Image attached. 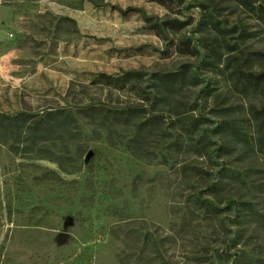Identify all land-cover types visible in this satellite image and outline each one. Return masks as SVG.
<instances>
[{
	"label": "rangeland",
	"instance_id": "374dc122",
	"mask_svg": "<svg viewBox=\"0 0 264 264\" xmlns=\"http://www.w3.org/2000/svg\"><path fill=\"white\" fill-rule=\"evenodd\" d=\"M246 74L264 0H0V264H264Z\"/></svg>",
	"mask_w": 264,
	"mask_h": 264
},
{
	"label": "trees",
	"instance_id": "16d2710c",
	"mask_svg": "<svg viewBox=\"0 0 264 264\" xmlns=\"http://www.w3.org/2000/svg\"><path fill=\"white\" fill-rule=\"evenodd\" d=\"M243 80L245 81V84H248V87L258 86L260 83H264V74H260L257 76H254L252 74H246V75H243ZM199 205L205 206L208 212L213 217H216L220 213V210L216 206H214L212 203L201 201L199 202Z\"/></svg>",
	"mask_w": 264,
	"mask_h": 264
},
{
	"label": "water",
	"instance_id": "95a60500",
	"mask_svg": "<svg viewBox=\"0 0 264 264\" xmlns=\"http://www.w3.org/2000/svg\"><path fill=\"white\" fill-rule=\"evenodd\" d=\"M91 156V153H88L86 156V159H89ZM72 224V217L71 216H67L64 220L63 223V230L61 232H59L56 237H55V242L58 245H62L64 243H66L69 239V233L66 231V229Z\"/></svg>",
	"mask_w": 264,
	"mask_h": 264
},
{
	"label": "crops",
	"instance_id": "0c3cea01",
	"mask_svg": "<svg viewBox=\"0 0 264 264\" xmlns=\"http://www.w3.org/2000/svg\"><path fill=\"white\" fill-rule=\"evenodd\" d=\"M1 75H2V78L4 79V81H9L8 78H5V73L4 72H2ZM6 75L8 76V73Z\"/></svg>",
	"mask_w": 264,
	"mask_h": 264
}]
</instances>
